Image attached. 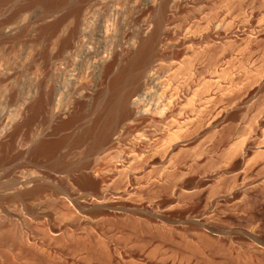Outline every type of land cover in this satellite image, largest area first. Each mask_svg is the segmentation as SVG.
Here are the masks:
<instances>
[{
    "label": "rangeland",
    "instance_id": "1",
    "mask_svg": "<svg viewBox=\"0 0 264 264\" xmlns=\"http://www.w3.org/2000/svg\"><path fill=\"white\" fill-rule=\"evenodd\" d=\"M0 264H264V0H0Z\"/></svg>",
    "mask_w": 264,
    "mask_h": 264
},
{
    "label": "bare ground",
    "instance_id": "2",
    "mask_svg": "<svg viewBox=\"0 0 264 264\" xmlns=\"http://www.w3.org/2000/svg\"><path fill=\"white\" fill-rule=\"evenodd\" d=\"M6 1V0H5ZM104 46V45H103ZM156 46V45H155ZM100 51H102L103 52V50H100ZM168 51V50H167ZM102 52H100L101 54H102ZM151 74V73H150ZM151 78V77H150ZM146 80V79H145ZM144 80V81H145ZM153 83H154V81L153 80H151V79H149L148 81H146L145 83H144V85H143V90L145 91V92H147V91H150V90H152L153 89V87L155 88V86H152L153 85ZM140 93V92H139ZM138 98V97H137ZM137 98H136V100H137ZM139 100V99H138ZM134 101V100H133ZM138 102V101H137ZM134 103V102H133ZM135 103H136V101H135ZM134 103V104H135ZM67 111V110H66ZM96 114V113H95ZM139 114V113H138ZM10 129V128H9Z\"/></svg>",
    "mask_w": 264,
    "mask_h": 264
}]
</instances>
